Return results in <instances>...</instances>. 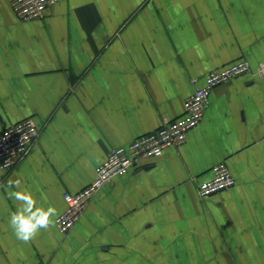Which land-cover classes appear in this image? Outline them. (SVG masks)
Returning <instances> with one entry per match:
<instances>
[{"label":"crops","instance_id":"crops-1","mask_svg":"<svg viewBox=\"0 0 264 264\" xmlns=\"http://www.w3.org/2000/svg\"><path fill=\"white\" fill-rule=\"evenodd\" d=\"M11 1L0 0V133L29 117L40 132L0 169V264H264L256 76L214 86L184 142L113 177L65 234L54 221L24 243L9 224L13 193L60 214L111 148L181 116L207 72L262 61L264 0H61L29 22ZM217 162L235 183L201 199Z\"/></svg>","mask_w":264,"mask_h":264},{"label":"built area","instance_id":"built-area-1","mask_svg":"<svg viewBox=\"0 0 264 264\" xmlns=\"http://www.w3.org/2000/svg\"><path fill=\"white\" fill-rule=\"evenodd\" d=\"M61 0H12L11 7L21 22L38 20L45 9ZM244 75L264 78V59L254 68L243 57L213 69L203 76V84L195 86L184 101V113L146 134L135 137L126 145L111 148L103 161L94 169L93 180L77 192H64L65 208L54 221L60 233L70 230L82 215L87 202L97 191L115 176H123L130 168L136 167L143 158L160 156L163 149L175 146L186 139L187 130L196 126L208 104L212 88L229 79ZM39 127L29 117L5 127L0 133V169L6 171L25 155L39 135ZM212 177L197 184V194L202 199L233 187L235 179L224 162L212 167ZM37 264H43L39 262Z\"/></svg>","mask_w":264,"mask_h":264},{"label":"clouds","instance_id":"clouds-1","mask_svg":"<svg viewBox=\"0 0 264 264\" xmlns=\"http://www.w3.org/2000/svg\"><path fill=\"white\" fill-rule=\"evenodd\" d=\"M15 186L19 187L18 181ZM13 195L20 201V206L11 214L9 224L18 240L28 243L39 235L41 229L47 230L54 226L52 218L57 215L54 207L46 210L37 207L36 201L27 192H15Z\"/></svg>","mask_w":264,"mask_h":264}]
</instances>
